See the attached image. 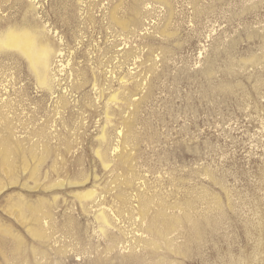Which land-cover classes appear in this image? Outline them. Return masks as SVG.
<instances>
[{
    "label": "rangeland",
    "instance_id": "374dc122",
    "mask_svg": "<svg viewBox=\"0 0 264 264\" xmlns=\"http://www.w3.org/2000/svg\"><path fill=\"white\" fill-rule=\"evenodd\" d=\"M26 25L57 58L50 92L0 54V264H264V0H0Z\"/></svg>",
    "mask_w": 264,
    "mask_h": 264
},
{
    "label": "bare ground",
    "instance_id": "6f19581e",
    "mask_svg": "<svg viewBox=\"0 0 264 264\" xmlns=\"http://www.w3.org/2000/svg\"><path fill=\"white\" fill-rule=\"evenodd\" d=\"M21 26H22V24H21ZM26 26H28V27L27 28L26 27L17 28L18 27L17 26V27H8L6 29H1L0 28V54L4 55V57H5V55L6 56H9L10 55L9 52H12V53L14 52V56H15V54L19 55L18 57L21 56L22 59H25V62L27 63V66L29 67V68H27V70L29 69V71L31 72L32 76H34V79H36L38 86L41 89H46V90H48L50 92L51 91L53 92V86H52V81L53 80H52V76H51V67L53 66V64L55 63V59L57 58V52H55L56 49L54 51V49H53L54 47L52 48L51 45H50V43L48 44L47 42H45L47 39H45V41H44V38L46 37L45 36V33H46L45 30L44 31L42 30L43 31L42 32L39 29L40 32H38L37 31V28L35 30V28L32 25H26ZM58 55H59V58H60L61 54H58ZM59 58H58V60H59ZM58 62H61V61H58ZM27 73H29V72L27 71ZM115 98L116 97H114L113 99H115ZM6 103H8V102H6ZM64 103H62V104H64ZM65 104H67V103H65ZM65 106L67 107L68 105H65ZM6 107H10V106L9 105H6ZM1 110H0V113H1ZM6 110H7V108H6ZM8 110H7V112H8ZM2 115H1V117H2ZM4 117H5V115L2 118H4ZM0 125H2V124H0ZM4 126H5V124H4ZM1 140H4V139L2 138ZM5 140H7V141H5V142L4 141H2V142L0 141L1 142L0 143L1 144L0 145V165L1 166H8L10 168V170H11V168H12L11 166H12V162H13L12 161L13 160V156L16 157V155L18 153H21V152H20V148L18 149V147L17 148L15 147L16 149H13L14 151H12L11 150V147H10L11 145H9V143H8V141H10V140H8L6 138H5ZM13 153H14V155H13ZM17 159H18V157H17ZM36 173H37V169H35L33 171V175L35 176ZM150 204L151 203L148 200H144L142 202L140 211H141V214L143 216L144 215H147V213L149 212ZM31 211H34V210H31ZM32 214H34V213H32ZM33 216H35V214ZM37 216H39V215H36V217ZM157 216L159 218L160 217L164 218L162 212H160ZM158 220L160 221L161 219H158ZM158 220H155V221H153L151 223V230L154 233H156L159 238L163 239L165 237L167 231H161L159 229V225H158L159 222H158ZM36 222H38V219H37ZM97 222L100 225V228H101L102 231H106V229L109 228V227H111V225H112L109 216L105 213V210H101L100 211V214L98 216ZM171 226H172V223H168L167 230ZM5 233L7 234V232H5ZM41 235L42 234L39 232L38 229L35 230V236H41ZM41 238H42V236H41ZM17 243H19V245L17 244V247L14 250V252H15L16 255L19 254V251H21V250H19L21 244H20L19 241ZM16 258H17V256H16Z\"/></svg>",
    "mask_w": 264,
    "mask_h": 264
}]
</instances>
